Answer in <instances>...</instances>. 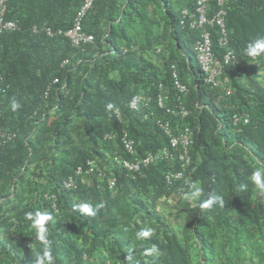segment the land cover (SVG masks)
Masks as SVG:
<instances>
[{
	"label": "trees",
	"instance_id": "obj_1",
	"mask_svg": "<svg viewBox=\"0 0 264 264\" xmlns=\"http://www.w3.org/2000/svg\"><path fill=\"white\" fill-rule=\"evenodd\" d=\"M82 1L7 0L6 18L20 29L0 36V129L16 134L0 148V264H38L42 243L25 219L36 211L53 217L47 230L54 264H264V189L250 180L256 170L264 174V86L247 74L248 63L264 54L245 55L249 44L264 39V0H230L226 24L237 62L217 87L205 82L193 50L202 31L180 24L192 0H96L83 21L94 41L82 49L60 36L32 33L34 25L69 28ZM215 10L211 0L210 14ZM209 31L220 58L217 30ZM175 70L185 95L174 86ZM240 72L244 80L236 77ZM161 87L170 106L181 103L189 111L187 118L166 114L155 101L138 113L128 109L134 95L155 99ZM235 114L242 119L234 126ZM158 119L169 121L175 134L185 126L194 131L188 191L198 198L182 201L174 221L161 205L174 193L164 175L176 164L157 162L141 177L112 160L126 157L123 128L136 157L169 145ZM109 133L113 140L105 139ZM88 161L104 178H75L76 188L66 190L63 181ZM208 199L212 206L202 208ZM83 202L103 207L89 216L74 207ZM149 229L150 236L136 239ZM152 247L156 253L144 257Z\"/></svg>",
	"mask_w": 264,
	"mask_h": 264
},
{
	"label": "built area",
	"instance_id": "obj_2",
	"mask_svg": "<svg viewBox=\"0 0 264 264\" xmlns=\"http://www.w3.org/2000/svg\"><path fill=\"white\" fill-rule=\"evenodd\" d=\"M96 0H83L79 8L77 9L73 18L72 25L63 30L59 29L53 31L51 27L43 25L32 27L33 34H44L49 38L60 36L69 40L74 48L82 49L85 45L93 43L94 39L91 34H88L83 30V21L90 10L93 8ZM210 1L211 0H192V11L184 9L181 12L180 24L184 26L187 21V25L191 30H201V36L194 45V52L196 59L200 65L201 71L204 73L205 82L211 87L223 86L226 80H222V74L224 70L235 64L237 58L234 50L230 46L229 33L227 30L226 17L229 10L230 0H215L216 10L210 14ZM7 15V0H0V36L4 33L16 32L20 29L19 25L12 20L6 18ZM210 29H216L218 33V45L223 49V54L220 58H216L212 50L211 32ZM68 63L65 60L62 65ZM174 86L180 94H187L188 89L179 81L176 70L173 72ZM3 77L0 71V95L3 93L2 87ZM58 79H54L52 84H56ZM52 85H48L45 91V97L48 96ZM231 91L226 89V96H229ZM169 96L160 88L156 98L147 97L143 95H134L127 103V107L131 112H140L142 108H148L152 102H156V108L164 111L166 114H170L175 117L186 118L189 115V111L181 104L173 106L169 105ZM115 117L119 123L123 122L122 114L119 110H115ZM146 118V117H145ZM241 118L237 115L233 116V124L236 125ZM248 120L244 119V123ZM157 125L163 134L168 138L169 147L163 148L158 154L151 152L142 157H136L135 155V142L129 137L127 128H124L121 132L120 142L126 157L116 156L114 161L118 164L127 174H141L144 168L155 163L157 160H172L174 153L177 154L181 171L176 174H171L166 177L167 182L171 184L173 181L185 180L191 175L194 168L191 164V158L189 155V149L192 145L193 133L190 128H183L177 136L173 134L172 126L169 121L162 122L158 119ZM16 138V134L0 129V148L6 144L12 143ZM115 134L109 133L105 136L106 140H113ZM173 150V152H171ZM97 176L99 180L104 177L103 171L96 164V162L88 161L86 165L79 166L74 172V176L68 177L63 181V187L66 190H73L76 188L75 178H86L91 176ZM115 177H109L107 184L110 189L115 186ZM48 200H54V195L50 194L45 196ZM53 212L57 213V209L54 203L51 204ZM48 221L45 224L47 228Z\"/></svg>",
	"mask_w": 264,
	"mask_h": 264
},
{
	"label": "clouds",
	"instance_id": "obj_3",
	"mask_svg": "<svg viewBox=\"0 0 264 264\" xmlns=\"http://www.w3.org/2000/svg\"><path fill=\"white\" fill-rule=\"evenodd\" d=\"M261 54H264V39L257 40L254 44H249L246 47V49H245V55H247L249 57L255 58V57L260 56ZM224 80H226V79H224ZM231 94H232V91H231ZM10 107H11V110L13 112H15L17 110V108L19 107V105L15 101H13V103L11 104ZM111 107H112V105L109 104L108 105V108H111ZM235 115H233V116H235ZM241 119H242V117H241ZM232 124H233V117H232ZM185 127H188V126H185ZM185 127H183V128H185ZM188 128H190V127H188ZM182 129H180L179 132ZM172 131H173V134L175 136H177L179 134V132L177 134H175L173 129H172ZM191 131L193 133V136H192V145H193V143H194V131L192 129H191ZM191 146H190V148H191ZM168 147L169 146L167 145V146H165L163 148H168ZM169 149H170V147H169ZM159 152H155V153L158 154ZM171 152H173V150H171ZM148 153H151V152H148ZM148 153H146V154H148ZM189 155H190V158H191L190 149H189ZM112 160L116 164V162L114 161V158ZM157 162H166L168 164L169 163L170 164H176V166H177L176 170H170V171H168L164 175V179H165L166 184L168 186H170V187H174L175 186L174 193L167 199L166 203H168L170 201L171 202H174V203H181L184 200H192V199H197L198 198V195H197L196 192H190V191H188V185H189V182L191 181L192 176H193V174L195 172V167L192 166L194 168V170L191 173V175L187 177V181H185V180H177V181H173L171 184H169L167 182L166 177L168 175L176 174L179 171H181V165H180V162H179V159H178L177 154L174 153V158L172 160H169V161H166V160H157L155 163H157ZM155 163H153V164H155ZM191 164H193L192 159H191ZM116 165L119 166L118 164H116ZM151 165H149V166H151ZM148 167H146V168H148ZM146 168H144V169H146ZM75 170H74V172H75ZM127 175H137V176H141V177L143 176L142 172H141V174H127ZM73 176H74V174H73ZM111 177H115V176L112 175ZM115 179H116V177H115ZM250 180L258 188L264 189V174H262V171L261 170L254 171L253 174H252V176L250 177ZM106 183H107V181H106ZM47 195H49V194H47ZM212 204H213V200L212 199H208V200H205L201 204V207L202 208H210L212 206ZM74 207L75 208H78L81 213L87 214L89 216H95L97 214V212L99 211V209L101 207H103V204L102 203H98V204L93 205L92 203L83 202V203H80V204L75 205ZM25 219L26 220H29V221H32V226L35 227L36 230H37V238L42 243V254L41 253H37L38 264H54L52 241L48 238V230L45 227L46 222L53 219L52 215L50 213H47V212H43L42 213L40 211H36L35 213H33V212H26L25 213ZM48 224H49V222H48ZM151 234H152V230L151 229L145 230L143 232L136 233V239L143 240L144 237H148ZM155 253H156V248L155 247H152V248H146V249H144L142 255L144 257H147V256L152 255V254H155ZM137 264H140V262L137 261ZM145 264H146V262H145Z\"/></svg>",
	"mask_w": 264,
	"mask_h": 264
},
{
	"label": "crops",
	"instance_id": "obj_4",
	"mask_svg": "<svg viewBox=\"0 0 264 264\" xmlns=\"http://www.w3.org/2000/svg\"><path fill=\"white\" fill-rule=\"evenodd\" d=\"M243 74L244 73L240 72V73H236L235 75L240 80H244V78H246V77ZM247 74L251 78L256 79L261 85L264 86V56L259 57V58L248 63ZM9 190H10V188H9ZM8 202L10 203L11 199H9Z\"/></svg>",
	"mask_w": 264,
	"mask_h": 264
},
{
	"label": "rangeland",
	"instance_id": "obj_5",
	"mask_svg": "<svg viewBox=\"0 0 264 264\" xmlns=\"http://www.w3.org/2000/svg\"><path fill=\"white\" fill-rule=\"evenodd\" d=\"M194 64H196V59L193 57ZM193 81V79L191 80ZM12 198H8V200ZM175 204V205H174ZM163 209L165 210V213L174 221L178 219V216H180V213L182 211L181 204L180 203H174V202H168L161 205Z\"/></svg>",
	"mask_w": 264,
	"mask_h": 264
}]
</instances>
